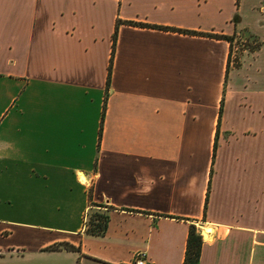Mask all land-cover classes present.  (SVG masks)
I'll return each instance as SVG.
<instances>
[{
  "label": "crops",
  "instance_id": "crops-1",
  "mask_svg": "<svg viewBox=\"0 0 264 264\" xmlns=\"http://www.w3.org/2000/svg\"><path fill=\"white\" fill-rule=\"evenodd\" d=\"M237 1L218 20V0H0V264H183L202 224L199 264H264V112L233 78L264 23ZM240 29L260 44L238 66L203 35Z\"/></svg>",
  "mask_w": 264,
  "mask_h": 264
},
{
  "label": "rangeland",
  "instance_id": "rangeland-1",
  "mask_svg": "<svg viewBox=\"0 0 264 264\" xmlns=\"http://www.w3.org/2000/svg\"><path fill=\"white\" fill-rule=\"evenodd\" d=\"M218 1L219 3H221V5L224 8L218 20H220L221 18L224 19L225 16L232 17L235 10H233L231 0H218ZM239 1H237V5L239 4ZM260 1L261 0H242L240 2L239 9L236 14V19L234 18V22L236 23V20H237V23L248 26L250 30H253L261 35V30H263L262 27L264 23V14L260 8ZM235 32L237 33V35L235 34V40L233 42V47H232V52H231V62H233L234 65L236 64V66H238L239 64H241L242 57L245 54L247 55L250 54L249 50L252 51V50L257 49V47L260 44L259 43L260 41L257 36H253L246 29H240ZM255 55L256 56L254 58H251V57L243 58L241 71L238 73V75L235 74L233 78L238 80L239 82H242L244 79L251 80L252 88L250 91L254 93L258 92L257 96H255V98L253 97L254 101L252 102H255L257 107L261 106L262 111L264 112V96L263 95L261 96V93L264 92V45L261 47V49L258 52L255 53ZM261 116L262 115L257 114V113L248 115V117H250V119L253 121V123H255V125L264 127V115L262 116V118ZM250 119H248V122H250ZM251 142H252L251 143V153H252L251 156L252 157L250 161H248V163L252 164L253 163L252 159L254 160L255 158L259 156H254V151L258 150V148L254 150L252 147L253 141L251 140ZM258 143L261 144L260 145L261 149H264V128H263L262 138L258 140ZM245 144L246 142H243L241 140V142L239 141V143L236 146H234V148L238 149L239 151H242V150L244 151ZM247 146H249V143H247ZM262 163L264 164V160H260V162L255 164L254 167H256L257 165H261ZM237 164L238 166L240 165L239 168L241 167L242 173L246 166V172H245V175H246L248 173L247 165H245L244 163H240V164L237 163ZM262 170L264 173V168ZM222 198L225 200L226 196L224 195ZM96 212L102 213L100 209L95 208L92 211L91 215ZM200 227L199 228L196 227V230H198L199 232H200Z\"/></svg>",
  "mask_w": 264,
  "mask_h": 264
},
{
  "label": "trees",
  "instance_id": "trees-1",
  "mask_svg": "<svg viewBox=\"0 0 264 264\" xmlns=\"http://www.w3.org/2000/svg\"><path fill=\"white\" fill-rule=\"evenodd\" d=\"M138 25L142 27L160 29V30L171 31V32L194 33L190 31L178 30V29L168 28V27H161V26H154V25H147V24H138ZM116 34H117V30L115 28V31L111 38L112 42H111V52H110L108 71H107V86L109 85L111 66H112V61L114 57ZM203 35L205 37L215 38L218 40H224V41L229 42L231 50H232L233 42L235 40L234 36H223V35H214V34H203ZM229 62H230V55H229ZM220 113H221V109H220ZM107 221H108V216L105 213H97V212L94 213L89 218V221L86 226L87 227L86 233L92 236L103 235L107 227ZM202 245H203V239L200 233L198 232V230H196V227L194 225H190L188 235H187L186 250H185L183 264H199V258L201 254ZM61 247L66 250L75 249L74 247L66 245V244L61 245ZM52 248L57 249L59 248V246H54Z\"/></svg>",
  "mask_w": 264,
  "mask_h": 264
},
{
  "label": "built area",
  "instance_id": "built-area-1",
  "mask_svg": "<svg viewBox=\"0 0 264 264\" xmlns=\"http://www.w3.org/2000/svg\"><path fill=\"white\" fill-rule=\"evenodd\" d=\"M199 233L202 239H204L203 235L201 234V228ZM131 264H148L146 254L144 252H137L133 257Z\"/></svg>",
  "mask_w": 264,
  "mask_h": 264
},
{
  "label": "bare ground",
  "instance_id": "bare-ground-1",
  "mask_svg": "<svg viewBox=\"0 0 264 264\" xmlns=\"http://www.w3.org/2000/svg\"><path fill=\"white\" fill-rule=\"evenodd\" d=\"M211 232H212V231H211V228H206V229L203 231V234H204L205 237H207L208 234L211 233Z\"/></svg>",
  "mask_w": 264,
  "mask_h": 264
}]
</instances>
